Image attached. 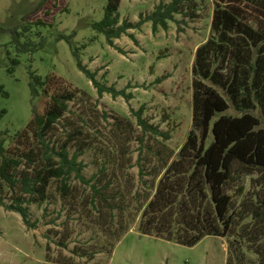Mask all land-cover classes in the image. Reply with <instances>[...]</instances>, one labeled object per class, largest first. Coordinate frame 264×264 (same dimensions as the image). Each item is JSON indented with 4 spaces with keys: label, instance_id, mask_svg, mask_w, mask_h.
Listing matches in <instances>:
<instances>
[{
    "label": "rangeland",
    "instance_id": "1",
    "mask_svg": "<svg viewBox=\"0 0 264 264\" xmlns=\"http://www.w3.org/2000/svg\"><path fill=\"white\" fill-rule=\"evenodd\" d=\"M39 1L0 0V86L8 95L5 99L0 94V110L6 111L0 119V135L5 147L10 148L13 136L32 118L33 106L40 114L44 111L46 99L33 100L30 95L29 71L41 78L55 75L72 84L77 98L68 103L52 140L63 141L74 129L82 132L87 145L79 158L85 166L82 174L89 179L102 166L107 169L104 179L112 182L120 195L114 204H120V217L128 221L130 230L116 242L112 255L108 254L107 239L118 225L117 212L113 211L116 216L112 219L104 206L97 203L93 207L85 197L88 188L77 180L70 181L75 191L65 200L57 190L59 184L51 183L48 200L28 207L29 222L35 229L26 228L17 213L0 207V264H226L227 239L208 237L186 248L140 235L136 229L145 197L152 194L147 187L162 175L169 156L175 159L191 129V71L197 48L210 38V5L198 20L181 25V31L173 23L167 31L156 34L150 24L129 31L133 40L121 36L114 41L122 50L119 53L90 27L103 18L107 0H48L36 10ZM169 1L123 0L120 20L135 24L141 16L151 14L158 3ZM34 10L26 22L31 23L32 32L21 41L42 39L44 46L34 53L17 54L8 31L20 28L22 17ZM37 20L47 27L35 28L32 23ZM36 32L39 36H31ZM72 33H76L74 48L86 46L80 51L83 65L96 72L98 80L104 78L108 87L130 94V101L105 94L98 97L92 83L77 70L70 46L57 41L58 35ZM7 52L19 62L11 75L5 71L9 66ZM163 77L166 79L157 84L156 80ZM141 107L148 124L170 135L167 141L138 127L134 113ZM3 196L6 205L12 202L13 196L5 187ZM245 255L246 260H256L251 253Z\"/></svg>",
    "mask_w": 264,
    "mask_h": 264
},
{
    "label": "trees",
    "instance_id": "2",
    "mask_svg": "<svg viewBox=\"0 0 264 264\" xmlns=\"http://www.w3.org/2000/svg\"><path fill=\"white\" fill-rule=\"evenodd\" d=\"M121 1L107 0L103 18L90 26L119 53L122 50L114 41L121 36L133 40L128 33L131 30L150 24L156 34L167 31L173 23L181 31L180 26L198 20L207 5L212 8L210 38L197 48L191 71V129L175 159L169 156L162 175L147 187L152 194L145 197L138 233L186 248L208 237L227 239L226 264H264V0H170L158 3L135 24L120 20ZM46 3L48 0L39 1L36 10ZM35 12L22 17L20 28L8 31L17 54L34 53L44 46L42 39L21 41L32 32L31 23L26 22ZM32 25L47 27L39 20ZM75 34L58 35L57 41L70 46L77 70L92 83L98 97L105 94L130 101V94L108 87L104 78L98 80L97 73L83 65L80 51L86 46L73 47ZM7 57L5 71L11 75L19 62L10 58L9 52ZM29 78L33 100L46 99L44 111L40 114L33 106L32 118L13 136L10 148L0 135V207L17 213L26 228L35 229L29 222L28 207L48 200L51 183L59 184L63 200L70 199L75 191L70 181L77 180L88 188L90 195L85 197L93 207L99 203L112 219L116 216L113 211L119 216L112 238L107 239V253L112 255L114 245L130 227L120 217V204H114L120 195L112 182L104 179L107 169L102 166L89 179L83 176L85 166L79 158L87 145L80 130L74 129L57 143L51 137L78 91L55 75L41 78L29 71ZM0 94L8 97L2 86ZM5 115L6 111L0 110V119ZM134 115L142 132L164 141L170 138L146 122L142 107ZM4 187L13 196L8 205L4 203ZM245 253L253 254L256 260H246Z\"/></svg>",
    "mask_w": 264,
    "mask_h": 264
}]
</instances>
